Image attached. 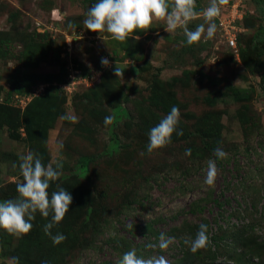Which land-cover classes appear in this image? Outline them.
<instances>
[{
  "label": "rangeland",
  "instance_id": "374dc122",
  "mask_svg": "<svg viewBox=\"0 0 264 264\" xmlns=\"http://www.w3.org/2000/svg\"><path fill=\"white\" fill-rule=\"evenodd\" d=\"M96 2L0 0V202L18 196L20 156L28 152L45 167L62 165L49 197L59 188L73 197L51 229L66 240L54 245L43 231L52 213L37 212L38 231L17 238L0 229V264H16L12 254L30 245L31 233L42 255L27 264H42L40 257L46 264H117L133 248L141 258L162 255L178 264L182 251L169 234L204 222L211 232L253 225L250 234L264 243V0H228L214 38L192 46L181 29L170 35L156 21L135 33L139 40L120 43L106 32L102 39L83 25ZM208 4L196 0L197 12ZM232 4V16L245 19L237 50L218 20ZM115 66L123 77L114 75ZM173 106L183 135L174 132L168 145L149 153L150 130ZM68 115L75 122L62 119ZM207 145L227 158L217 159ZM209 159L217 165L211 187L204 183ZM148 224L174 243L162 251ZM81 236L93 245H78ZM226 256L218 264H234Z\"/></svg>",
  "mask_w": 264,
  "mask_h": 264
},
{
  "label": "clouds",
  "instance_id": "9594fccd",
  "mask_svg": "<svg viewBox=\"0 0 264 264\" xmlns=\"http://www.w3.org/2000/svg\"><path fill=\"white\" fill-rule=\"evenodd\" d=\"M228 0H209V4L198 13L196 0H97L87 12L83 21L84 28L100 34L108 33L111 38L120 43H127L130 37L139 40L140 36L135 35L137 31L147 32L153 27V22H163L166 32L170 35L177 29H181L186 37L188 46L198 44L202 38L204 42L212 40L217 31L215 18L220 14V6L227 4ZM203 19V23L196 26L195 30H190L188 25L195 19ZM207 25V28H205ZM72 25L69 24V27ZM71 42V41H68ZM103 67H108L110 61L102 57L100 61ZM124 71L118 66L114 68L116 77H123ZM75 122L74 116H64ZM112 117H105V125L109 124ZM180 120V111L173 106L170 112L164 116L160 122L149 132V142L147 151L151 153L155 149L163 148L171 142L174 132L183 135V131L177 132ZM190 154L191 150L186 149ZM214 155L219 159L227 158V153L221 148L214 149ZM20 173L23 182L18 183L16 191L18 196L15 199H8L0 202V229L8 234L21 238L30 233L35 219V213L39 212L43 217H49L52 213L51 221L44 226V233L51 237L54 245H58L67 239L61 233L52 235L51 229L62 222L70 209L73 197L69 191L59 188L53 191L49 197L48 189L50 182L59 178L60 172L57 169L62 165L57 162L56 168L52 165L45 167L41 159L34 153L28 152L27 155L20 156ZM13 168L17 165L14 163ZM217 176V165L215 160L207 161V172L204 183L214 186ZM131 227V226H130ZM174 237H167L163 232L159 236V248L164 251L169 245L174 243ZM184 243L189 245L190 251L203 249L208 244L207 225L200 224L195 239L184 238ZM148 248L155 245L148 244ZM18 260V258H16ZM46 264V262H45ZM117 264H169L164 256L151 257L148 259L137 256L136 249L125 252Z\"/></svg>",
  "mask_w": 264,
  "mask_h": 264
},
{
  "label": "trees",
  "instance_id": "16d2710c",
  "mask_svg": "<svg viewBox=\"0 0 264 264\" xmlns=\"http://www.w3.org/2000/svg\"><path fill=\"white\" fill-rule=\"evenodd\" d=\"M195 10L197 11L199 10V8L196 7ZM238 23L239 25L242 26L243 24L245 25V19H243L242 22L238 21ZM207 147L210 153L214 155L215 148L208 145ZM214 157L216 156L214 155ZM89 162H90V158L85 157L84 163L88 164ZM180 173L181 175L187 176L190 173V171L189 169H185V170H181ZM73 189L78 190V188L76 187H74ZM80 194L81 196L79 197V200L81 201L85 200L86 196L83 194L82 191ZM80 207H82V204L80 205ZM84 207L91 209L92 205L89 202H85ZM202 210L203 209L201 206H198L196 208V211H202ZM31 223L33 224L31 230L38 231L40 229L39 219H34L33 221H31ZM201 224L207 225L208 244L205 248L200 249L195 253L190 251L189 245H186L184 243V238L195 239L200 224L193 226L189 224L187 229L177 228L172 232V234H169L177 237L179 241L178 245L180 246V249L182 251V256H181L182 258L180 259V263L178 264H218V261H220L219 257L222 254H226L227 255L226 258H228V260L230 261H233L234 264H264V258H263L264 243L258 242V239H256L253 235H251L250 231L248 230V228L253 229L254 228L253 225H249V226L244 225L241 226V228L239 229L236 228L232 229L230 226L226 228L220 226L217 231L211 232L209 228V224L207 222ZM147 229H149L151 233H154L157 236H159V233L153 230L151 224H148ZM31 235H32L30 238L31 243L30 245H27L28 247L26 249H23V251L19 249L14 250L12 257L16 264H27L30 261L32 263L31 258L35 253H37L38 255H42L40 249L34 248V246H37V238H35V235L33 233H31ZM81 238L82 236L80 237V242L78 243V245L81 243V246L82 247L86 246V248L93 245L91 240H87L85 237L81 242ZM16 258H18V260ZM40 258L42 264L46 262L42 257ZM255 258L259 260L254 261L253 259Z\"/></svg>",
  "mask_w": 264,
  "mask_h": 264
},
{
  "label": "built area",
  "instance_id": "2783aa9c",
  "mask_svg": "<svg viewBox=\"0 0 264 264\" xmlns=\"http://www.w3.org/2000/svg\"><path fill=\"white\" fill-rule=\"evenodd\" d=\"M233 4H232V7L229 9L230 13L224 18L223 17L218 18V20H219V25L221 26L222 30L225 31L226 36H228L227 41L230 43V45L235 50H237V34L241 30L240 29L241 27H239V23H238L239 18L236 17L235 19V16H232L231 9L233 8ZM238 15L239 13L237 14V16ZM219 16H221V12ZM67 43L70 44L69 42ZM42 87L43 86H41V89Z\"/></svg>",
  "mask_w": 264,
  "mask_h": 264
}]
</instances>
